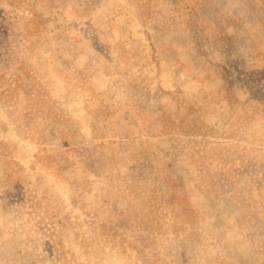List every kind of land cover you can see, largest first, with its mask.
Returning a JSON list of instances; mask_svg holds the SVG:
<instances>
[{
    "label": "rangeland",
    "instance_id": "1",
    "mask_svg": "<svg viewBox=\"0 0 264 264\" xmlns=\"http://www.w3.org/2000/svg\"><path fill=\"white\" fill-rule=\"evenodd\" d=\"M0 264H264V0H0Z\"/></svg>",
    "mask_w": 264,
    "mask_h": 264
}]
</instances>
